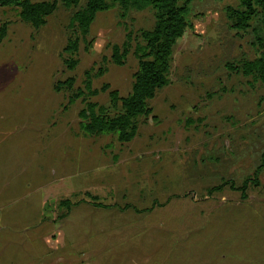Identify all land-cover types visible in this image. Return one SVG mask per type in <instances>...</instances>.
Listing matches in <instances>:
<instances>
[{
    "label": "rangeland",
    "instance_id": "1",
    "mask_svg": "<svg viewBox=\"0 0 264 264\" xmlns=\"http://www.w3.org/2000/svg\"><path fill=\"white\" fill-rule=\"evenodd\" d=\"M85 2H58L39 28L0 6V264H264V168L245 198L228 184L208 191L252 177L264 151V82L226 66L258 55L256 20L231 27L225 8L239 0H180L188 26L170 82L120 142L84 132L78 113L84 100L111 109L103 84L129 92L137 59L131 49L114 64L111 45L151 28L154 11L98 12L68 69L70 18ZM87 72L96 95L84 89ZM69 77L71 89H54Z\"/></svg>",
    "mask_w": 264,
    "mask_h": 264
},
{
    "label": "trees",
    "instance_id": "2",
    "mask_svg": "<svg viewBox=\"0 0 264 264\" xmlns=\"http://www.w3.org/2000/svg\"><path fill=\"white\" fill-rule=\"evenodd\" d=\"M58 2L64 7H76L80 0H0V6L14 7L20 20L29 23L34 28H39L46 23L49 15L57 9ZM118 6L121 16L129 9H143L150 6L154 11V23L151 28L140 29L133 38L128 32L126 41L122 44L111 45V61L116 65H123L130 50L137 59V69L133 73L129 92L120 96L115 89H110L108 84H103L101 90L108 91L110 108L99 105L92 100H84V107L79 111L82 118L80 127L89 134L113 133L118 141H131L138 131V119L151 114L149 100L158 89L169 84V70L173 46L188 26L185 13L188 7L180 4V0H86L85 4L75 10L70 18L71 33L63 52L69 54L63 59L68 69L77 65V59L71 55L77 52L79 39L89 32V28L98 12L106 11L113 6ZM226 15L230 25L236 30H246L256 20L252 27L254 43L258 55L253 59H242L237 64L227 63L226 66L233 72L254 80L264 82V0H239L238 7L227 6ZM7 23L0 24V43L6 37ZM135 39L134 45L132 40ZM73 78L57 81L54 89L60 91L62 87L71 89ZM84 89L89 95H96L99 90L91 87L90 75L87 72L84 80ZM84 90H77L68 96L69 103L75 98L83 96ZM110 110V111H109ZM264 168V151L260 162L254 168L252 177L245 178L239 186L232 180H224L220 185L213 186L208 191H218L223 185L228 184L231 189L240 191L241 198L247 197L249 185L259 184V173ZM92 198L91 204L97 207H108L96 201V196L86 193ZM61 205L70 208L72 203L65 199ZM110 206V205H109ZM128 207V206H127ZM137 210V209H135Z\"/></svg>",
    "mask_w": 264,
    "mask_h": 264
}]
</instances>
